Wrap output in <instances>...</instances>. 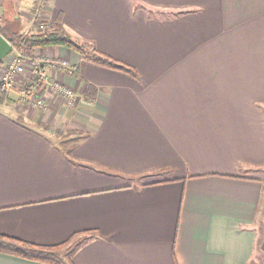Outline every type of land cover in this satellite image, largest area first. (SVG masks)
Wrapping results in <instances>:
<instances>
[{
  "label": "crops",
  "instance_id": "0c3cea01",
  "mask_svg": "<svg viewBox=\"0 0 264 264\" xmlns=\"http://www.w3.org/2000/svg\"><path fill=\"white\" fill-rule=\"evenodd\" d=\"M16 2L23 25L36 0ZM47 17L134 72L34 49L95 100L1 104L0 233L70 240L71 264H264V0H51Z\"/></svg>",
  "mask_w": 264,
  "mask_h": 264
},
{
  "label": "trees",
  "instance_id": "16d2710c",
  "mask_svg": "<svg viewBox=\"0 0 264 264\" xmlns=\"http://www.w3.org/2000/svg\"><path fill=\"white\" fill-rule=\"evenodd\" d=\"M9 14L10 12L6 8L4 16L1 18L0 31L13 43V51L18 49L25 56H30L37 47L64 45L78 51L87 59L109 67L134 72L133 68L101 54L96 48L87 47L74 40L61 24L59 18L49 22L50 28L47 30L39 29L41 21L35 20L37 29L33 32H23L21 30V19L15 14ZM91 89H93L91 92L95 93L93 85L90 87ZM5 95L4 92L0 91V104L4 103ZM69 241L66 240L55 245H40L16 236L0 233V251L50 264H71L62 250L64 246L68 245Z\"/></svg>",
  "mask_w": 264,
  "mask_h": 264
},
{
  "label": "built area",
  "instance_id": "2783aa9c",
  "mask_svg": "<svg viewBox=\"0 0 264 264\" xmlns=\"http://www.w3.org/2000/svg\"><path fill=\"white\" fill-rule=\"evenodd\" d=\"M49 3L50 0H38L39 7L37 6L34 16L41 21V30L50 28L46 10ZM51 70L74 73L75 67L67 58L43 54L25 56L15 49L1 61L0 91L6 95L15 93L21 106L41 111H47L50 107L49 100L44 95L46 91L61 97L67 105H74L80 99L77 91L60 80H55Z\"/></svg>",
  "mask_w": 264,
  "mask_h": 264
},
{
  "label": "rangeland",
  "instance_id": "374dc122",
  "mask_svg": "<svg viewBox=\"0 0 264 264\" xmlns=\"http://www.w3.org/2000/svg\"><path fill=\"white\" fill-rule=\"evenodd\" d=\"M15 1V2H14ZM17 0H3L1 3H0V23L2 22V20H1V18L4 16L3 14H4V12H5V10H6V8H8V11L10 12V14H15L17 17H18V15H19V12H18V4H17V2H16ZM51 1V0H50ZM6 2V3H5ZM25 6V5H24ZM38 0H36V3H35V5H33V9L31 10L30 9V12H32L33 13V15H31V19L29 20V21H25V23L22 25V23H21V30L23 31V32H31L33 29H32V27L30 26V24H33V22L36 20L35 19V16H34V14L36 13V11H37V9H38ZM49 6V5H48ZM46 7V10L48 11V8L49 7ZM26 10H29V7H24ZM9 14V15H10ZM26 24V25H25ZM35 31V30H34ZM16 51H19L18 49H16ZM20 52V51H19ZM20 53H22V52H20ZM23 54V53H22ZM32 54H42V53H39V52H37V51H33V53ZM43 55H45V54H43ZM61 58V57H60ZM64 58V57H63ZM3 61V60H2ZM1 64V63H0ZM53 78L55 79V80H59L58 78L59 77H56V76H53ZM61 81V80H60ZM62 82V81H61ZM63 83V82H62ZM63 84H65V83H63ZM92 85H88L87 87V89H77L76 87H73L76 91H77V94H78V96H79V98L80 99H78L75 103H74V105H72V106H69V105H67L65 102H64V100H63V102H64V105L67 107V108H75V107H77V106H80L81 104H91V103H93L94 102V100H95V96H94V92H91L93 89H91L90 90V87H91ZM72 87V86H71ZM9 100V101H8ZM15 101L18 103V104H20V102L17 100V98H16V94L15 93H10V94H7V95H5V101H4V103H2V105L3 104H8V103H15ZM0 106H1V104H0ZM15 107V106H14ZM24 107V106H23ZM25 109H27V110H36L35 108H32V107H25ZM11 113V112H10ZM14 112H12V114H13Z\"/></svg>",
  "mask_w": 264,
  "mask_h": 264
},
{
  "label": "water",
  "instance_id": "95a60500",
  "mask_svg": "<svg viewBox=\"0 0 264 264\" xmlns=\"http://www.w3.org/2000/svg\"><path fill=\"white\" fill-rule=\"evenodd\" d=\"M13 51V43L0 31V63Z\"/></svg>",
  "mask_w": 264,
  "mask_h": 264
}]
</instances>
